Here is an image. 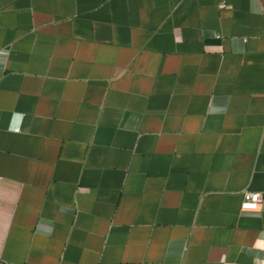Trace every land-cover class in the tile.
<instances>
[{
    "label": "crops",
    "instance_id": "obj_1",
    "mask_svg": "<svg viewBox=\"0 0 264 264\" xmlns=\"http://www.w3.org/2000/svg\"><path fill=\"white\" fill-rule=\"evenodd\" d=\"M262 233L264 0H0V264H264Z\"/></svg>",
    "mask_w": 264,
    "mask_h": 264
},
{
    "label": "built area",
    "instance_id": "obj_2",
    "mask_svg": "<svg viewBox=\"0 0 264 264\" xmlns=\"http://www.w3.org/2000/svg\"><path fill=\"white\" fill-rule=\"evenodd\" d=\"M262 202V195L260 193L247 192L245 193L246 204H260Z\"/></svg>",
    "mask_w": 264,
    "mask_h": 264
},
{
    "label": "clouds",
    "instance_id": "obj_3",
    "mask_svg": "<svg viewBox=\"0 0 264 264\" xmlns=\"http://www.w3.org/2000/svg\"><path fill=\"white\" fill-rule=\"evenodd\" d=\"M19 114H14V118H17ZM248 208L253 209L255 211H259V205L257 204H249L247 205ZM261 235H264V233H262ZM255 247L257 248H264V240L258 239L256 242Z\"/></svg>",
    "mask_w": 264,
    "mask_h": 264
}]
</instances>
